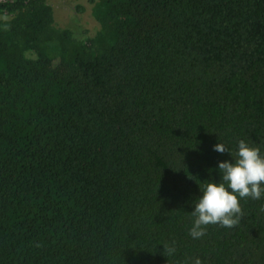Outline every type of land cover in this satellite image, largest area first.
<instances>
[{
    "label": "trees",
    "instance_id": "16d2710c",
    "mask_svg": "<svg viewBox=\"0 0 264 264\" xmlns=\"http://www.w3.org/2000/svg\"><path fill=\"white\" fill-rule=\"evenodd\" d=\"M91 6L80 38L0 0V264H264V199L188 235L214 146L264 155V0Z\"/></svg>",
    "mask_w": 264,
    "mask_h": 264
},
{
    "label": "clouds",
    "instance_id": "9594fccd",
    "mask_svg": "<svg viewBox=\"0 0 264 264\" xmlns=\"http://www.w3.org/2000/svg\"><path fill=\"white\" fill-rule=\"evenodd\" d=\"M213 150L229 153L233 162L219 163V183L206 182L200 187L202 196L195 201L194 211L190 214L193 222L188 235L193 240L202 239L211 226L237 227L244 215L241 201L264 199V155L259 147L240 140L234 158L223 143L216 144ZM260 210L264 211V205ZM163 249L169 257L177 251L174 241L165 243ZM191 264H202V261L195 258Z\"/></svg>",
    "mask_w": 264,
    "mask_h": 264
},
{
    "label": "rangeland",
    "instance_id": "374dc122",
    "mask_svg": "<svg viewBox=\"0 0 264 264\" xmlns=\"http://www.w3.org/2000/svg\"><path fill=\"white\" fill-rule=\"evenodd\" d=\"M92 0H48L53 8L57 26L68 29L80 38L94 36L99 30L91 15Z\"/></svg>",
    "mask_w": 264,
    "mask_h": 264
}]
</instances>
